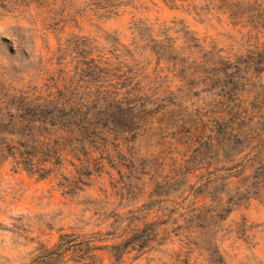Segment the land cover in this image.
Segmentation results:
<instances>
[{
  "label": "trees",
  "instance_id": "trees-1",
  "mask_svg": "<svg viewBox=\"0 0 264 264\" xmlns=\"http://www.w3.org/2000/svg\"><path fill=\"white\" fill-rule=\"evenodd\" d=\"M164 1L171 8L178 2ZM206 1L208 4L199 9L195 0H181L188 7L192 6L197 15L222 11L233 25L257 31L258 40L264 38H261L264 36L263 2ZM21 2L28 7L35 4L39 9L38 16L42 14V21L48 20L56 27L61 22L66 25L68 20H75L80 12L77 9L72 11L75 5L71 0ZM130 4V0L86 1V7L90 6L95 14L106 18L118 15L119 8ZM43 13H46L45 17ZM146 21L132 24L134 41L131 46L117 37L108 39L112 42L109 47L100 46L85 35L61 38L57 58L70 55L73 69L67 73L64 71L65 77L54 78V85L46 94L31 95L2 83L0 160L11 159L16 169L42 179L54 174L59 166L66 168L67 161L73 166L79 165L74 177L67 178L61 174L63 183L60 186L66 193L77 188V184H86L84 176L91 178L93 172L102 173L107 165L121 173L122 166H125L130 169L132 179L140 181L143 176L151 175L150 183L145 184L152 188L151 199L160 197L156 201L158 204L177 194L184 196L187 191L198 203L192 200L194 207L188 206L182 212L185 207L174 201L173 217L171 213L165 214L167 218L164 220L148 221V216L141 219L142 210H130L123 216L122 213L117 214L119 227L112 235L115 234V239L130 235L124 243L99 245L93 236L62 233L54 247L39 248L38 259L46 261V264H57L58 260L62 264H105L99 251L108 249L113 260L110 264H120L127 253L143 251L172 233L182 234L183 248L185 245L187 248L196 246L192 241L194 228H206L203 234L208 235L214 231L217 221L226 220L244 201L264 198V41L260 42L261 51L232 58L222 55L221 50L214 46L208 50L201 37L187 29L184 31L186 45L176 46L177 40L169 33L167 37L160 38L149 29L151 25ZM142 27L148 29L147 36L142 33ZM154 61L156 64L151 70ZM167 67L190 76L204 74L198 80L203 84H219V90L210 99L209 118L206 122L201 118V123L189 138V146L196 147L200 154L206 146L210 165L217 166L212 171L208 170L205 176L201 175L193 185H188L187 177L191 171L185 172L184 166L158 175L156 171L148 173L141 167L136 168L135 160L127 159L133 152L129 147L131 142L135 143L144 136L157 137L159 133L152 128L153 120L177 114L173 106L180 103L176 101L189 96L188 93L179 95L156 86V74ZM73 73L75 76L70 82L69 76ZM79 81L82 86L78 85ZM190 89L187 88V92ZM174 122L158 128L164 130L170 126L177 129L175 133L179 135L181 132ZM203 131L207 135L202 134ZM205 136L207 140L202 144ZM128 160L133 164L127 165L125 162ZM219 172L224 174L219 175ZM202 199L204 203H201ZM175 215L182 216L184 223L175 222L178 219L174 218ZM217 240L209 236L205 242L214 249L217 264H228Z\"/></svg>",
  "mask_w": 264,
  "mask_h": 264
},
{
  "label": "rangeland",
  "instance_id": "rangeland-1",
  "mask_svg": "<svg viewBox=\"0 0 264 264\" xmlns=\"http://www.w3.org/2000/svg\"><path fill=\"white\" fill-rule=\"evenodd\" d=\"M71 1L75 5L72 11H80L76 19L68 20L66 25L61 22L56 27L48 20L42 21V14L38 16L39 9L35 4L28 7L21 0H0V85L6 83L9 88L31 95L46 94L54 85V78L65 77L64 71L67 73L73 69L70 55L57 58L61 38L85 35L96 40L100 46L109 47L112 42L108 39L117 37L131 46L134 41L131 26L139 20H147V25H151L149 29L160 38L167 37L169 33L179 47L186 45L184 31L187 29L201 37L208 50L214 46L224 56L234 58L262 50L260 42L264 41V36L259 41L257 31L233 25L222 11L197 15L192 6L188 7L181 0H178L177 8H171L164 0H130L132 4L122 6L118 15L108 18L98 16L90 6L86 7L87 0ZM258 1L264 3V0ZM195 4L200 9L208 2L195 0ZM43 15L45 17L46 13ZM142 33L147 36L149 31L142 27ZM169 41L173 43L172 39ZM155 64L154 61L151 70ZM175 70L167 67L158 71L156 86L179 95L188 93V98L176 101L180 103L173 106L177 114L153 120L152 128L158 131V136L153 139L144 136L135 143L131 142L129 147L135 159L131 154L127 159L135 160L136 168L141 167L148 173L156 171L158 175L184 166L185 172L191 171L187 177L188 185H193L201 175L205 176L208 170L212 171L217 166L210 165L207 147H203L200 154L196 147L189 146V138L201 123L200 119L206 122L209 118L210 99L219 90V84L200 83L198 80L204 74L190 76ZM72 76H75L74 73L69 76L70 82ZM78 85L83 84L79 81ZM189 87L191 91L187 92ZM183 109L187 112L183 113ZM171 121L176 122L181 134H176L177 129L173 130L170 126L159 130ZM202 134L207 135L204 131ZM206 140L205 136L202 144ZM67 158L72 159L70 156ZM11 161L0 160V264H46V261L38 259L39 248L54 247L65 232L93 236L98 239L96 243L99 245L124 243L130 235L120 239L112 235L119 227L117 214L122 213L123 216L130 210H142L141 219L148 216V221L164 220L171 213L174 201L181 202L185 207L182 212L188 206L194 207L192 200L198 203L187 191L184 196L177 194L158 204L156 201L160 197L151 199L152 188L145 184L150 183L151 175L143 176L140 181L132 179L130 169L125 166H122L121 173L107 165L102 173L93 172L91 178L84 176L86 184H77V188L66 193L60 186L63 183L61 174L67 178L74 177L79 165L73 166L67 161L66 168L59 166L54 174L42 179L16 169ZM75 161L79 164L78 160ZM128 161L125 162L127 165L133 164V161ZM204 202L202 199L201 203ZM174 218H178L175 222L184 223L182 216L175 215ZM205 230L194 228L192 241L196 242V246L187 248L185 245L183 248L182 234H167L163 240L150 244L143 251L127 253L120 264H217L216 253L205 242L209 236L218 239L220 251L228 264H264V198L244 201L226 220L217 221L214 231L204 235ZM99 254L105 264L113 261L109 249L99 251ZM55 263L62 264L59 260Z\"/></svg>",
  "mask_w": 264,
  "mask_h": 264
}]
</instances>
